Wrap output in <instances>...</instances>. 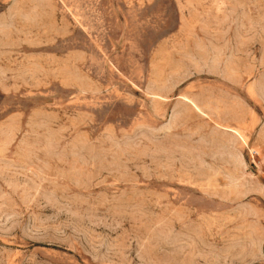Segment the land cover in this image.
<instances>
[{
    "label": "rangeland",
    "instance_id": "1",
    "mask_svg": "<svg viewBox=\"0 0 264 264\" xmlns=\"http://www.w3.org/2000/svg\"><path fill=\"white\" fill-rule=\"evenodd\" d=\"M0 264H264V0H0Z\"/></svg>",
    "mask_w": 264,
    "mask_h": 264
}]
</instances>
